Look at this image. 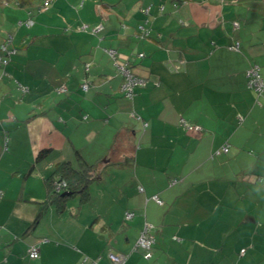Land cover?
I'll list each match as a JSON object with an SVG mask.
<instances>
[{"label":"crops","instance_id":"0c3cea01","mask_svg":"<svg viewBox=\"0 0 264 264\" xmlns=\"http://www.w3.org/2000/svg\"><path fill=\"white\" fill-rule=\"evenodd\" d=\"M44 1L0 0L2 42L16 33L8 18L33 19L19 38L31 45L11 46L26 54L13 74L35 89L16 112L0 99V264H106L109 250L124 264H264V94L258 104L246 78L252 63L264 76V0H128L119 12L120 0L40 9ZM105 48L145 79L131 97ZM42 86L54 95L40 99ZM76 150L95 165L91 185L102 179L97 162L117 154L121 206L112 198L104 213L85 208L88 186V198L70 196L62 212L42 208L47 178L58 162L76 166ZM145 222L155 238L147 258L134 247Z\"/></svg>","mask_w":264,"mask_h":264},{"label":"built area","instance_id":"2783aa9c","mask_svg":"<svg viewBox=\"0 0 264 264\" xmlns=\"http://www.w3.org/2000/svg\"><path fill=\"white\" fill-rule=\"evenodd\" d=\"M50 0H45L44 3L41 4L40 9H45L47 7V4ZM18 24H24L25 26L29 27L33 24V19L31 17H28L24 20H18ZM234 27H238V22H233ZM85 27V26H83ZM102 28V24H98L92 28V32L96 33ZM139 33L143 32V35L147 34L146 29L143 26H140ZM12 36L8 35L5 40L0 43V65H6L10 59L11 56L16 52V48L11 46ZM230 48L234 50H239V42L234 41ZM105 51L113 58L114 64L119 70V72L123 76V82L121 84L122 91H124L125 95L128 97H131L134 92V88L138 85L145 84V79L141 78L140 76L134 74L130 68L128 67V61H125L123 63H119L117 58V51L113 48H105ZM142 55V54H139ZM2 75V74H1ZM0 75V78H1ZM246 78H247V86L251 88L255 92L256 96V102L258 104L260 103L259 97L264 94V79L261 76L260 73V67L257 63H252L249 65V67L246 70ZM18 89L25 93L28 90V87L26 85H23L19 82H17ZM88 84L87 82L82 83V88L87 89ZM57 92H62L66 90L65 84H61L56 88ZM180 122L185 125L188 129H199V126L188 124L183 118L180 119ZM222 151H227L228 146L227 144L222 146ZM172 180L171 182H173ZM64 180L55 181V189L60 190L65 186ZM139 190H143L141 186H139ZM153 200H155L157 203H161L162 200L158 196V194H153L151 196ZM134 215V212L131 210H127L125 212V218L130 219ZM155 241L154 234L152 233V224L145 222L140 234L136 240L134 247H139L143 250V256L144 257H150L151 256V248ZM245 251L244 248L240 250V253H243ZM27 254L31 258H36L39 255V248L36 243H32L28 246ZM107 256V263L106 264H124L126 260V255L123 253L115 252L112 250H109L106 254ZM88 264H99L95 259H92Z\"/></svg>","mask_w":264,"mask_h":264},{"label":"rangeland","instance_id":"374dc122","mask_svg":"<svg viewBox=\"0 0 264 264\" xmlns=\"http://www.w3.org/2000/svg\"><path fill=\"white\" fill-rule=\"evenodd\" d=\"M120 1L121 2L119 3V5L117 4V5H115L113 7L114 11L116 10V12H119V10H118L119 7H123V3H125L128 0H120ZM252 1L253 0H235L233 3L236 4V3H245V2H252ZM248 4L251 5V3H248ZM239 5H241V4H239ZM251 6H253V5H251ZM6 10H9V9L5 8V12H6ZM2 11L3 10H2V8L0 6V16H1ZM19 12H20V9H19ZM16 14H17V12L15 11L14 15H16ZM13 17H15V16H13ZM17 18L18 19H24V18H22L21 16L18 15V17H16V18H8V22L7 23L11 26V27L9 26L10 29H12V27H13V29L16 30V33L14 35V39L12 41V44L16 48H18L19 49V53H21V50H22L21 46H23V47L26 46V48H28L29 45H31V41L27 40L25 44H22V43L19 44V38L22 37L23 35H25L27 30H26V26L24 24L23 25H18L17 24L18 23V19ZM123 23L124 24L128 23V24L131 25V23H129L128 21H125V22L123 21ZM140 25H142V24H138L137 23V30H138V27ZM88 29L89 28L87 27L86 30H88ZM0 43H2L1 34H0ZM113 49H115V48H113ZM19 53H15L14 55H12L10 61L8 62V64L6 66L5 65L4 66L0 65V75L2 74L1 75V80H0V99L2 100V104L1 105H3V108H4L5 107L4 104H6L7 102H8V104L10 102H12V104H11L12 107H9L10 111L8 110V112H16V111H14V109L15 110L16 109L17 110H21L20 107L18 108V106H16L15 101H17V103L18 102L19 103L24 102V100L26 99V96H28L30 94H33L34 90H35V89L31 88L32 86L28 82L21 81V79L17 75L13 74V72H12V65L15 62H17V59H19V61H20V59L23 58L26 55L25 52L22 55L19 54ZM29 53L33 55L32 49H30ZM109 57L111 59V62L113 63L114 62L113 58L110 55H109ZM116 59L118 60L119 63L125 62V60H123V59L119 60L120 58L118 57V55H117ZM27 61H28V59H23V63H26ZM27 69H28V66H27ZM262 73L263 72H261V74ZM262 77L264 78L263 74H262ZM17 82L25 84L26 86L29 87L30 90L26 94L22 95V93L20 91H17L15 89V86H16ZM44 87L45 86H42L40 91L35 92V93L39 94L40 96H43L40 99L47 98L45 95L46 94H50L49 92H53L52 88L49 89V88L46 87V89H45ZM52 95H54V92H53ZM39 102H41V101H39ZM263 135H264V130H263ZM94 147H95V142L94 141L90 142L89 143V147L86 149L87 153H89V154L94 153L96 151ZM107 150L108 149L106 147V151ZM116 152H117V150H116ZM116 155L117 154L114 152L110 156V160L109 161H103V157H102L101 160H99L97 162L98 163L97 164L98 165L97 173L102 176V179L99 180L98 182L95 181V183H93L92 185H91L92 182L90 183L89 190L92 191V198L89 201V203L84 205L85 208H88L89 210L98 209L101 213H104V212H106L105 211L106 206H109L110 202L113 201L112 198H114V200H115V207H119V206L122 205V199L120 197L121 193L119 191V185H121V183L123 182V178H121L119 180V172H121L120 171L121 168L118 169L119 166L116 165L115 162H114ZM97 185H100L101 189H99V187H96ZM101 190L103 192H101ZM75 200H76V202H78V197H76Z\"/></svg>","mask_w":264,"mask_h":264},{"label":"trees","instance_id":"16d2710c","mask_svg":"<svg viewBox=\"0 0 264 264\" xmlns=\"http://www.w3.org/2000/svg\"><path fill=\"white\" fill-rule=\"evenodd\" d=\"M48 152V148L41 149L36 158L39 159L45 156ZM75 157L77 160L76 166H73L66 160L58 162L55 165L53 172L46 180L47 196L42 203V208H45L47 205L54 204L57 211L62 212L65 209L66 201L70 196L79 194L81 201L88 198L89 183L96 175L95 165L88 163L77 150ZM59 180H64L66 184L60 190H56L54 183Z\"/></svg>","mask_w":264,"mask_h":264}]
</instances>
